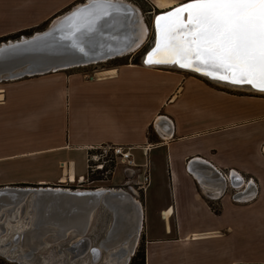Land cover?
Masks as SVG:
<instances>
[{"label": "crops", "instance_id": "obj_1", "mask_svg": "<svg viewBox=\"0 0 264 264\" xmlns=\"http://www.w3.org/2000/svg\"><path fill=\"white\" fill-rule=\"evenodd\" d=\"M83 1L0 0V42ZM85 66L0 82V187L82 185L92 151L124 147L149 183L109 187L141 203L145 264H264V95L175 68ZM220 170L257 187L233 192Z\"/></svg>", "mask_w": 264, "mask_h": 264}, {"label": "water", "instance_id": "obj_2", "mask_svg": "<svg viewBox=\"0 0 264 264\" xmlns=\"http://www.w3.org/2000/svg\"><path fill=\"white\" fill-rule=\"evenodd\" d=\"M191 2L193 0H188L165 13H159L155 20ZM138 14L144 20L140 8L125 0H85L78 3L53 19L46 29L27 38L20 36V40H13V43L9 40L6 44L0 42V82L52 73L134 53L142 47V43L135 47L136 38L132 35L134 17ZM184 16L186 19L187 14ZM159 39L160 37H156L154 46L145 54L143 64L156 66L148 62V57L156 49ZM196 73L207 76L210 81L216 79L204 71ZM241 85L251 86L246 83ZM208 167L217 173L213 167ZM82 187L81 184L75 187L67 183L0 187V205H9L6 212L19 205L17 208L20 223L16 228L20 230L16 233L17 236L29 230L25 227L28 213H36L33 229L47 233L45 236L51 235L52 231L62 230V226L70 220L91 213L92 222L80 241H74L71 247L64 248L70 253L68 264H79L80 259L85 257L88 260L84 264H99L102 251L107 249V241L120 235L125 224L133 220L132 228L130 226L128 231L127 246L122 247L124 241H120L119 250L115 252H119L115 264H127V256L124 262L120 263L119 259L126 253L134 254L136 237L142 225L141 203L135 201L132 190L96 187L90 190L76 189ZM94 223L96 228L91 231ZM2 225L0 222V237L4 238L0 244V255L17 264H31L30 261L35 257L40 264H49L48 257L51 256L53 248L57 249L58 260L62 259L60 252L63 245L76 237L74 234L79 233L78 230L66 226L70 231L61 240L48 241V244L36 249L19 244L17 237L11 241ZM101 227L104 231L99 233ZM89 233L91 237H88ZM13 243L17 246L11 247ZM95 245L98 248H94ZM100 264L107 263L104 261Z\"/></svg>", "mask_w": 264, "mask_h": 264}, {"label": "snow or ice", "instance_id": "obj_3", "mask_svg": "<svg viewBox=\"0 0 264 264\" xmlns=\"http://www.w3.org/2000/svg\"><path fill=\"white\" fill-rule=\"evenodd\" d=\"M157 25L160 39L149 63L195 66L264 91V0H193Z\"/></svg>", "mask_w": 264, "mask_h": 264}, {"label": "bare ground", "instance_id": "obj_4", "mask_svg": "<svg viewBox=\"0 0 264 264\" xmlns=\"http://www.w3.org/2000/svg\"><path fill=\"white\" fill-rule=\"evenodd\" d=\"M121 1H124V0H121ZM186 1H188V0H186ZM186 1H184V2H186ZM184 2H181V3H177L176 2L175 3L173 0H157L155 4L157 5L156 6L157 9L160 10L159 13H165V12L175 8L176 6H178V5H180V4L184 3ZM159 13H156L155 15H157ZM155 15L153 17V22H154L153 28H154V35H155L154 38L155 39H154V42L152 44V47L154 46L155 41H157L156 37H157V39L159 37V30H158V25H157V20L158 19L155 20V17H156ZM134 21L135 22L133 23V27H132L133 28L132 29V35H133V37L136 38V43H135V47H136V46L140 45L141 43H142V45L144 44V41L147 39V37L149 35V29H148L145 21L142 20L140 14H138V16L134 17ZM161 23H162V21H161ZM23 38H27V37H23ZM18 40H20V39H17V41ZM10 42L13 43L14 41H10ZM6 43L7 42H5V44ZM126 55H129V54H123V55H120V56H117V57H114V58H111V59H108V60H103V61H100V62H97V63L106 62V61H109V60H112V59H115V58H118V57H123V56H126ZM149 57H148V60H149ZM158 58L159 57H154V59H158ZM143 61H144V58H143ZM97 63L87 64V65H93V64H97ZM151 64L156 65V66H166V67H170V68L171 67L172 68H177V69H180V70L193 72V73L197 74L196 73L197 70H195V66H193V67H180L179 64H174V63H151ZM82 66H85V65H82ZM152 67H154V66H152ZM198 72H203V71H198ZM200 76H203V77L207 78V76L202 75V74ZM211 82L219 83L222 86L223 85L230 86L232 88H248V89L250 88L249 90L251 92L264 95V91H260L257 88L253 87L252 85L251 86H244V85L242 86L241 84L236 85V84L231 83V82L230 83H226V80L219 81L218 79H212ZM238 86H240V87H238ZM80 183H83V180H81ZM96 188L111 189V188H105V187H96ZM76 189H85V188H76ZM113 189H115V188H113ZM85 190H90V189H85ZM135 201L139 203V201H137L136 199H135ZM18 206L19 205H16V207L13 210H11L9 212H6L5 209L8 208L9 205L8 204L0 205V215L3 214L2 218L0 219V222H2L3 223L2 226L4 228H6L5 234H8V237L10 238L11 241H13L14 238L17 237V242L19 244L23 245L24 247H29V248H36L37 249L38 247H41V246H43L45 244H48V241L57 242V241L61 240L65 235H67V232H69L71 228H74L76 231L77 230L79 231V233L74 234V235H76V238L80 237L77 241H75V242H78V241H80L82 234L84 232H86V230L89 228V226H90V224L92 222V218H93L91 213L85 215L84 217L75 218L73 220H70L68 222V224L63 225L62 226V230L59 229L57 231H52L51 235L45 236L47 233H45V232H37V231H35V229H33V226L36 224V213L32 212L31 214L30 213L26 214L28 219L26 220L27 224H26L25 227L28 228L29 230L27 232L21 234L20 236H17L16 233H18V231L20 230V229L16 228V227L19 226V223H20L19 211H18V208H17ZM10 221H14L15 223L12 224ZM94 221H95V223L97 222V220H94ZM129 222L130 223H126L125 224V229H124L123 232L120 233V235H118L115 239H110L109 241H107L106 245H108V246L105 247V248H107L106 251H110V250L112 251L114 249L119 250L118 244H119L120 241H124L122 247H126L127 246V241L126 240L128 239V236H129L128 235L129 234L128 231H129L130 226L132 228V222H134V221L132 220V222L131 221H129ZM95 223L91 226V231H93L96 228ZM66 226L70 227V229L67 230ZM103 231H104V228L101 227L100 230H99V233H102ZM140 232L141 231L139 230V233ZM139 233H138V236H139ZM93 235H94V238H95V234H93ZM137 237H136V240H137ZM3 239H4L3 237H0V244L3 242ZM95 241L96 240L94 239V242ZM71 245H69L68 247H71ZM135 245H136V242H135ZM16 246L17 245L14 244V243L11 245V247H16ZM95 247H97V245H95L94 248ZM134 252H135V248H134ZM112 253H114V252H111L110 254H108V256H111ZM60 254H61V256H63L62 252H60ZM131 255H132L131 252H129V253H126V255H123V256H125V258L127 256V258L129 259V257ZM79 258H81V257H79ZM125 258L121 262H124ZM48 261H49V259H48ZM115 262L112 263L111 261H109V260L107 261L106 260L107 264H115ZM43 263H41V264H43Z\"/></svg>", "mask_w": 264, "mask_h": 264}, {"label": "rangeland", "instance_id": "obj_5", "mask_svg": "<svg viewBox=\"0 0 264 264\" xmlns=\"http://www.w3.org/2000/svg\"><path fill=\"white\" fill-rule=\"evenodd\" d=\"M125 1H128V2H132L133 4L137 5L140 10L142 11V14H143V17H144V20H145V23L149 29V35L147 37V39L145 40L144 44L142 45V47L140 49H138L136 52L134 53H131L129 55H126V56H123V57H118V58H115V59H112V60H109V61H106V62H101V63H97V64H93V65H89V66H85V68H81V69H85L87 72H93L95 70H102L104 68H108V67H111V66H114V65H117V64H129V63H138V64H143V58H144V55L147 51H149V49L152 48V44L154 42V28H153V17L156 13H159L160 10L156 8V6L154 7L153 4H151L149 2V0L147 1H144V0H125ZM183 1V0H182ZM181 2V1H180ZM156 5V4H154ZM156 16V15H155ZM48 25V24H47ZM47 25H45L43 28H40L39 30H31L30 33H26V34H21L19 36L16 37V34L11 37V38H6V40H2L1 42H7L8 40L9 41H13V40H17L21 37H27V36H31L33 33L35 32H40L44 29L47 28ZM19 34V33H18ZM83 67V66H82ZM155 67V66H154ZM158 68H169V69H172V67H166V66H156ZM177 69V68H175ZM188 73V71H187ZM189 74H192V75H195V73L191 72ZM199 74H197L198 76ZM203 78V76H202ZM205 78V77H204ZM207 79V78H205ZM208 80V79H207ZM11 81V80H9ZM210 81V80H208ZM211 82V81H210ZM214 85L218 86V87H221V88H224L225 90H228V91H240V92H251L248 88H232L230 86H226V85H221L219 83H215V82H212ZM240 87V86H238ZM242 87V86H241ZM257 94V93H256ZM263 95V94H261ZM100 151L99 150H95L93 154H91V156H95V155H99ZM97 157V156H95ZM125 169V165H123L122 162L119 161V159L116 160V163H115V170H114V174H113V178L110 182H107V181H100V180H96V181H89V177L90 179L92 178L91 176V173L89 172L87 174V183L85 184H82V188H85V189H91V188H95V187H105V188H112V187H109V186H118V185H122L123 182H125L126 180H128V174L126 175L123 170ZM111 174V173H110ZM95 179H97L96 177H99V176H93ZM108 178H110V175H108ZM70 185H73V186H77V185H80V184H70ZM24 186H36V185H24ZM118 188H123L127 191H130L129 187L128 186H125V187H118ZM116 188V189H118ZM140 236H141V233H139V236L137 237V240H136V245H135V252H137L139 249H141V245H142V242L140 240ZM88 237H91L90 236V233L88 234ZM80 237L76 238L74 237L73 239L69 240L67 243H65L63 245V249H61V252L63 254V258L62 259H59L58 260V254L56 253L57 249H54L52 250V254L51 256L48 257L49 259V264H68V257L70 256V253H68L67 251L64 250V248L68 247L69 245H71L74 241H77ZM118 250L114 249V250H110V251H102V254H101V257H100V261H99V264L104 262V261H111L112 263H114L117 259H118V254H115V252H117ZM111 252H114V256H108V254H110ZM134 252V253H135ZM134 255V254H133ZM131 255L128 259V263H130V260L132 258ZM1 257L5 258V256L3 255H0ZM108 256V257H107ZM125 258V256H122L119 261L121 263V261ZM6 259V258H5ZM8 260V259H6ZM86 260H88L86 257L85 258H82L80 259V262L79 264H83ZM9 261V260H8ZM31 264H40L39 261L37 260V257L33 258L31 261H30ZM17 264V263H16Z\"/></svg>", "mask_w": 264, "mask_h": 264}, {"label": "built area", "instance_id": "obj_6", "mask_svg": "<svg viewBox=\"0 0 264 264\" xmlns=\"http://www.w3.org/2000/svg\"><path fill=\"white\" fill-rule=\"evenodd\" d=\"M97 150H100L99 155H94L87 158V174L90 172L91 174L103 170L104 166H107L110 161L113 159L116 163V160L119 159L120 162L125 165V169L123 170L124 173L130 174V178L128 177V180H126L124 183H132L133 177H139L142 176V181L140 185H137L138 189L144 190L143 183H149V174L147 170H143L142 172H139L140 167H138L133 160L132 154L130 152V149H126L124 147H118V146H102L99 147ZM111 173V174H110ZM113 172L110 170H106L104 172V176L107 177L108 175H112ZM221 176L225 183L228 184V186L231 188L233 192H240L244 190L250 183L253 184L255 187H257V182L254 181L252 178H246L242 176L239 173H236L235 171L229 170V171H221ZM238 179L239 184H235L233 182L234 178ZM131 189V188H130ZM133 191V189H131ZM243 197H235V201H241ZM211 207L216 210L217 209V202L215 200H211Z\"/></svg>", "mask_w": 264, "mask_h": 264}, {"label": "trees", "instance_id": "obj_7", "mask_svg": "<svg viewBox=\"0 0 264 264\" xmlns=\"http://www.w3.org/2000/svg\"><path fill=\"white\" fill-rule=\"evenodd\" d=\"M144 1H146V0H144ZM26 33L28 34L29 32L28 31H22L19 34H17L16 37L19 36V35H21V34H26ZM133 64H138V63H133ZM92 152L94 153V151H92ZM93 153H90L89 155H91ZM114 168H115V162L112 159L107 166H104L103 167V170L96 171V172L92 173L91 174L92 178L90 179V177H89V181H96V180L107 181V180H109L110 178H108V176L107 177L104 176V172L106 170H110L111 172H113ZM95 175L96 176H99V177H96L97 179H95L93 177ZM110 177H111V175H110ZM87 181H88V179L86 178V183H87ZM141 246H142L141 249H139L137 252H135L134 255L132 256L129 264H145L144 246L143 245H141ZM0 264H16V263L15 262L8 261L5 258H3V257L0 256Z\"/></svg>", "mask_w": 264, "mask_h": 264}, {"label": "flooded vegetation", "instance_id": "obj_8", "mask_svg": "<svg viewBox=\"0 0 264 264\" xmlns=\"http://www.w3.org/2000/svg\"><path fill=\"white\" fill-rule=\"evenodd\" d=\"M155 6H157V5H155ZM157 8V7H156Z\"/></svg>", "mask_w": 264, "mask_h": 264}]
</instances>
